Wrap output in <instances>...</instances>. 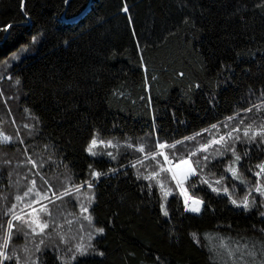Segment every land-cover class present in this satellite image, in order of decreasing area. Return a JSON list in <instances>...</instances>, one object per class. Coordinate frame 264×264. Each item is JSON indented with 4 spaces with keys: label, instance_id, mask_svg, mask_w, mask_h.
<instances>
[{
    "label": "trees",
    "instance_id": "trees-1",
    "mask_svg": "<svg viewBox=\"0 0 264 264\" xmlns=\"http://www.w3.org/2000/svg\"><path fill=\"white\" fill-rule=\"evenodd\" d=\"M125 2L129 13L122 11ZM259 3L69 0L65 4L63 0H24L22 9L21 0H0V131L15 141L19 127L34 158H46L43 145L55 142L65 157L47 170L57 188L69 174L77 183L86 179L89 163L104 172L119 163L127 165L121 169L127 175L102 176L97 183L93 215L98 226L106 227V234L97 237V247L105 255L79 257L84 264H153L157 255L166 258L167 264H219L210 259L209 247L219 243V236L238 240L241 247L264 236L259 231L264 228V217L259 216L263 207L244 212L232 206L227 195H217L201 180L204 176L215 183L223 176L218 186L228 185L231 191L235 185L241 191L262 158L264 145H238L243 157L241 181L225 173L231 153L221 157L214 151L217 146H212L211 163L201 175L186 182L189 193L204 201L201 213L185 211L183 201L172 193L169 219L160 212L158 186L151 197L147 189L141 191L140 185L146 182L136 181L137 169L131 167L141 154L124 144L125 140L145 142V134L153 128L161 140L169 142L190 136L223 121L241 106L247 107L241 98L250 95L249 89L255 93L252 100L257 101L264 87V7H257ZM185 16L191 17L187 24L182 22ZM9 23L12 28L5 33L3 26ZM33 36L37 37L35 43ZM222 64L231 65L233 71L222 70ZM26 109L42 121L39 127L43 135L39 138L29 137L28 129L23 128L24 123H35ZM94 130L120 147L101 148V155L90 157L85 148ZM208 138V133H203L197 141ZM23 149L24 145L0 141V171L4 173L0 205L7 196L10 206L15 195L30 186L25 176L31 166L18 164L26 159ZM107 151H113L117 160H111ZM8 159L10 166L4 163ZM153 164L145 160L137 168L146 174ZM8 172H12L11 184ZM66 208L78 212L71 204ZM0 218H8L3 217L2 207ZM60 219L72 240L79 232V217L65 215ZM83 223L87 228V222ZM191 233L197 234L199 244ZM26 243L31 247L22 234L14 235L9 250L15 248L23 256ZM44 260L45 264H60L56 253L48 249ZM255 260H260L259 254Z\"/></svg>",
    "mask_w": 264,
    "mask_h": 264
},
{
    "label": "snow or ice",
    "instance_id": "snow-or-ice-1",
    "mask_svg": "<svg viewBox=\"0 0 264 264\" xmlns=\"http://www.w3.org/2000/svg\"><path fill=\"white\" fill-rule=\"evenodd\" d=\"M182 2L186 3V0H182ZM63 3L68 4L69 0H63ZM256 6L264 7V0H260V3ZM20 7L24 8V0H21ZM122 11L124 13L130 11L126 2L122 5ZM127 19L130 23H134L131 16H128ZM190 19L191 17L185 16L182 22L187 24ZM192 26L195 27L194 23ZM10 28H12L11 23L3 26L2 31L7 33ZM133 34L138 35L135 32ZM36 40L37 37L33 36L32 42L35 43ZM139 46L140 42L137 41V47ZM23 51H27V49H23ZM16 59H19V57ZM221 68L222 70L226 68L229 73L233 71L231 65L222 64ZM230 78L229 76L228 79ZM9 79L11 80L13 77L10 76ZM15 84H20L18 77L15 78ZM195 87L199 88L200 85L197 83ZM249 93L250 95L241 98L243 104L248 105L247 107L241 106L238 112L227 116L223 121L212 123L208 128H202L190 136H184L169 142L167 139L161 140L159 133L153 128L152 132L145 134L148 139L143 143L137 144L130 140L124 141L127 148L141 154L134 163H131V167L137 169L134 173L136 181L143 180L146 182L140 185L141 191L147 189V195L151 197L154 195L153 189L158 186L161 193L159 207L163 217L170 219L168 197L172 194L173 189L167 186L169 180L175 182V187L183 198L184 210L191 213H201L204 201L202 198L189 193L186 182L192 177L201 175L211 163L213 158L210 157L209 150L212 146H217L214 151L221 157L231 153L230 159L225 164V171L230 174L233 180L242 179L240 161L243 157L236 150L237 143L247 142L249 144L264 145V119L261 120L258 126L256 119L246 123V114L252 113L254 108L259 111L261 105H264V87L260 90L257 101L252 100V95H255L252 89H249ZM209 102L211 103L212 100L210 99ZM26 111L29 112L35 123H24L23 128L28 129L29 137L34 139L41 137L43 132L39 127L42 124L40 117L32 114L29 109H26ZM241 113L245 115L241 116ZM153 121H155V116H153ZM12 123H16L15 119ZM220 128L228 130L220 133ZM203 133H208L209 138L204 142L197 141V137L202 136ZM0 137L8 144L15 142L24 145L23 151L27 153V156L25 160L18 161V164L31 166L27 167L26 170L29 175L25 176V179L29 180L30 186L26 187V190L22 193L16 194L14 197L15 202H11L10 206L7 202V196L3 197L4 203L0 205L3 208V217H8L6 220L0 218V231H3V235L0 236V240H2L0 242V264H6V262L45 264L44 253L46 249L56 253V259L60 261V264H74V262L75 264H84L83 261L78 259L79 257L95 255L103 257L105 251L97 247L99 242L97 237H103L106 234V227L98 226V223L94 222V205L97 203L96 186L102 176L110 174L112 176L127 175V171L121 172V169H126L127 165L119 163L117 167H109L107 172H104L94 168L93 163H89L86 179H82L77 183L69 174L64 177L65 183L57 188L47 170L52 169L57 163H62L65 157L55 142L43 145L46 158L45 156L34 158L29 151L25 137L20 134L19 127H17L15 141L13 136L5 134L3 131H0ZM186 141H196V143L188 144ZM119 147V143L114 142L113 139L101 138L99 131L94 130L85 151L90 157L96 158L101 155L99 151L101 148L118 149ZM248 151L250 149L246 150L244 155H247ZM198 153H203V155H198ZM106 155L113 161L117 160V155L113 151H107ZM145 160L154 162L151 165V170L147 171L146 174L137 168V165H142ZM4 163L10 166L12 161L8 159ZM64 167L65 169L68 168L66 164ZM256 168L258 169L254 172L256 183L247 186V190L241 199L235 198L228 185L218 186L221 185V181L224 179L223 176L217 179L215 183L204 176L201 177V180L217 195L221 193L227 195L231 205L235 208L250 212L253 208L264 207V162L258 163ZM7 175L8 183L11 184L12 172H8ZM3 176V171H0V180L3 179ZM233 188H235V185H233ZM253 191L256 193L255 196ZM66 197L68 199H65ZM56 201L60 202L59 205H56ZM190 201L191 203H189ZM69 204L73 208H78V212H68L66 205ZM20 205H22L21 211L17 212ZM23 209L29 211L25 213ZM65 215H71L73 218L78 216L81 221L79 232L72 240H69L63 231L60 218ZM259 216L264 217V211H260ZM15 221L20 223H14ZM85 221L88 225L87 228L83 223ZM228 227L231 228V225ZM259 231L264 233V228ZM20 234L23 235L26 241L30 240L31 243V247L27 243L23 246V256L15 248L9 250L14 235ZM191 236L196 243H200L196 238V233H191ZM218 239V244L209 246L212 261H218L219 264H264V236L250 239L243 247H241L240 241L229 236H219ZM257 254L260 255L258 262L255 260ZM130 255L134 254L130 253ZM249 257L252 259H247ZM153 264H167L166 258L157 255Z\"/></svg>",
    "mask_w": 264,
    "mask_h": 264
},
{
    "label": "rangeland",
    "instance_id": "rangeland-1",
    "mask_svg": "<svg viewBox=\"0 0 264 264\" xmlns=\"http://www.w3.org/2000/svg\"><path fill=\"white\" fill-rule=\"evenodd\" d=\"M243 115H245V114H243V113H241V116H243ZM247 115V120H246V123H249V122H251L253 119H256V121H257V126L259 125V123L261 122V120L262 119H264V105H261V107H260V109H259V111H257L255 108L253 109V112L252 113H248V114H246ZM228 129H226V131H227ZM219 132L220 133H223V132H225L224 131V128H220L219 129ZM202 140H205V139H202ZM0 141L1 142H4L3 141V139H2V137H0ZM245 145V144H248V145H251V144H249V143H247V142H241V143H237V145H236V150L238 149L237 147H239L238 145ZM241 148L240 149H242V148H244V146H240ZM238 153H239V151H237ZM240 154V153H239ZM241 155V154H240ZM261 162H264V154H263V156H262V158L260 159V161L258 162V163H261ZM254 172L255 171H258V169L256 168V166H255V170H253ZM240 172H242L241 170H240ZM254 172L252 173V174H250V179H249V182H248V184L240 191L239 189H237V188H233L232 190H231V192H233V195L235 196L236 194L238 195L239 193H241V192H246V190H247V186L248 185H255V183H256V178H255V176H254ZM226 173V172H225ZM226 175L227 176H230V174L229 173H226ZM241 175H242V173H241ZM213 176V175H212ZM231 177V176H230ZM217 179H219V178H217ZM246 180H248V178L246 179ZM238 181V180H237ZM241 181V180H240ZM168 183H169V185H168ZM167 186H169V187H171L172 189H173V191H172V193H176L179 197H180V199L183 201V198L179 195V190L178 189H176V187H175V182L174 181H168L167 182ZM160 191V190H159ZM253 193L256 195V193L253 191ZM244 194L245 193H242V194H240V196H239V199H241L243 196H244ZM160 196H161V193H160ZM169 198V197H168ZM189 203H191V201L189 202ZM184 204V203H183ZM185 207V206H184ZM264 208V207H263ZM24 212L26 211V212H28L29 210L28 209H25V210H23ZM188 212V211H187ZM41 215H43V213H41Z\"/></svg>",
    "mask_w": 264,
    "mask_h": 264
}]
</instances>
